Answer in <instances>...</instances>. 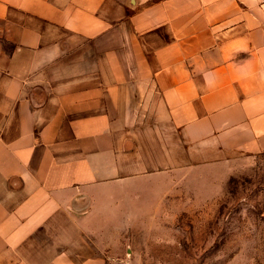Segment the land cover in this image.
Instances as JSON below:
<instances>
[{"label":"crops","instance_id":"0c3cea01","mask_svg":"<svg viewBox=\"0 0 264 264\" xmlns=\"http://www.w3.org/2000/svg\"><path fill=\"white\" fill-rule=\"evenodd\" d=\"M0 114V264H122L142 193L264 154V0H0Z\"/></svg>","mask_w":264,"mask_h":264},{"label":"rangeland","instance_id":"374dc122","mask_svg":"<svg viewBox=\"0 0 264 264\" xmlns=\"http://www.w3.org/2000/svg\"><path fill=\"white\" fill-rule=\"evenodd\" d=\"M4 122L0 114V134ZM177 152L179 166V146ZM174 180L160 198L146 191L142 207L118 213L129 222L111 225L112 233L127 236L114 240V258L122 264H264V154L212 171L178 170Z\"/></svg>","mask_w":264,"mask_h":264}]
</instances>
